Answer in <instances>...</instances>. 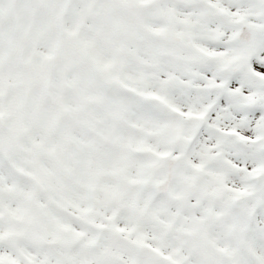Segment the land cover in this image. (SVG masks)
<instances>
[{
	"label": "snow or ice",
	"instance_id": "snow-or-ice-1",
	"mask_svg": "<svg viewBox=\"0 0 264 264\" xmlns=\"http://www.w3.org/2000/svg\"><path fill=\"white\" fill-rule=\"evenodd\" d=\"M0 264H264V0H0Z\"/></svg>",
	"mask_w": 264,
	"mask_h": 264
}]
</instances>
